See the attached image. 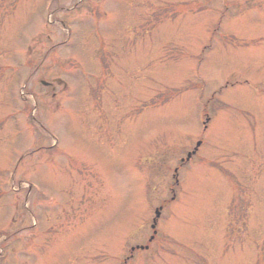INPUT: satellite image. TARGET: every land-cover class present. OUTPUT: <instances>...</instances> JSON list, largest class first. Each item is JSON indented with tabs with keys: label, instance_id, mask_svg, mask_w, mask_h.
I'll use <instances>...</instances> for the list:
<instances>
[{
	"label": "rangeland",
	"instance_id": "obj_1",
	"mask_svg": "<svg viewBox=\"0 0 264 264\" xmlns=\"http://www.w3.org/2000/svg\"><path fill=\"white\" fill-rule=\"evenodd\" d=\"M163 200L128 264H264V0H0V264H122Z\"/></svg>",
	"mask_w": 264,
	"mask_h": 264
},
{
	"label": "water",
	"instance_id": "obj_2",
	"mask_svg": "<svg viewBox=\"0 0 264 264\" xmlns=\"http://www.w3.org/2000/svg\"><path fill=\"white\" fill-rule=\"evenodd\" d=\"M157 215H158V212H157Z\"/></svg>",
	"mask_w": 264,
	"mask_h": 264
}]
</instances>
